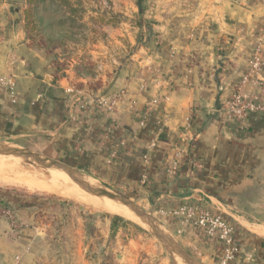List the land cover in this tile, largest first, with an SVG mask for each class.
<instances>
[{
  "label": "crops",
  "instance_id": "0c3cea01",
  "mask_svg": "<svg viewBox=\"0 0 264 264\" xmlns=\"http://www.w3.org/2000/svg\"><path fill=\"white\" fill-rule=\"evenodd\" d=\"M138 2L131 0L134 24L111 26L110 44L93 51V73L70 62L57 77L58 52L31 44L13 18L19 9L10 14L11 2L0 0V77L12 73L17 83L15 101L0 85V140L124 189L157 215L183 202L208 204L236 226L233 264H264V115L238 126L223 107L258 43L264 59V0ZM122 90L114 111L97 106ZM175 157L180 168L170 176ZM4 206L16 226L0 212V264H55L42 253L44 238L26 236L35 206ZM160 222L201 263H219L217 238L176 218Z\"/></svg>",
  "mask_w": 264,
  "mask_h": 264
},
{
  "label": "rangeland",
  "instance_id": "374dc122",
  "mask_svg": "<svg viewBox=\"0 0 264 264\" xmlns=\"http://www.w3.org/2000/svg\"><path fill=\"white\" fill-rule=\"evenodd\" d=\"M36 2L38 7L42 6L39 0ZM36 2L34 5H37ZM31 3L29 0L22 3L11 2L12 5L5 8V11L15 15V9L18 8L19 15L13 18L21 24L24 31L28 25L29 33L25 32L29 42L49 53L58 52L55 59L57 77L70 62L77 65L79 71L93 73L92 62H95L96 56L93 51L110 44L106 38L109 34L107 29L119 24L129 28L134 24L130 19L135 21L138 18V9L136 5H131V0H69V3L55 0V4L60 3V9L52 11V20H60L63 14H68L74 16L75 21L63 25L55 24L51 31H46L39 22H31L32 17L28 22L27 11L33 6ZM143 23L149 24L146 20ZM33 166L40 170L45 169L39 165ZM89 181L92 182L90 179ZM109 188L144 208L143 202L124 189ZM3 204L35 206V228L26 236L44 238L45 245L40 246L42 253L54 259L55 264H178L145 225H139L120 215L110 214L59 195L30 191L0 181V206ZM153 215L160 221L159 214ZM117 216L122 219H116ZM172 235L177 239V236Z\"/></svg>",
  "mask_w": 264,
  "mask_h": 264
},
{
  "label": "built area",
  "instance_id": "2783aa9c",
  "mask_svg": "<svg viewBox=\"0 0 264 264\" xmlns=\"http://www.w3.org/2000/svg\"><path fill=\"white\" fill-rule=\"evenodd\" d=\"M248 84L255 86L256 91L245 90ZM0 85L10 92L13 101H15L17 91L15 76L12 73L1 76ZM73 90L70 89L69 91L72 92ZM125 95L126 92L122 90L110 98L101 97L96 104L100 109L114 111ZM157 103L158 98L151 100L150 106L147 107V114L150 113L151 106ZM223 107L226 117L238 126H242L255 113L264 115V59L261 43L254 47L241 80L226 97ZM153 146L154 144L151 145V147ZM115 155L116 152H112L109 160H113ZM147 159L148 157L145 156L146 161H148ZM178 159L175 157L172 160V165L167 170L168 175L173 176L179 170L180 162ZM146 177L144 176V181L147 179ZM0 212L9 217L13 225L16 226V218L11 208L0 206ZM158 214L161 217L179 219L184 226H196L203 229L209 237L217 238L222 245V256L219 264H233L237 259L240 253V244L237 240L235 224L225 216L216 213L208 204L183 202L176 206L159 208Z\"/></svg>",
  "mask_w": 264,
  "mask_h": 264
},
{
  "label": "water",
  "instance_id": "95a60500",
  "mask_svg": "<svg viewBox=\"0 0 264 264\" xmlns=\"http://www.w3.org/2000/svg\"><path fill=\"white\" fill-rule=\"evenodd\" d=\"M7 1L15 3L24 2V0ZM0 155L18 157L25 164H35L68 174L87 192L99 197L112 199L120 205L125 206L130 212L140 218L145 223V228L162 243L164 248L174 257L178 264H181L179 259L185 264H203L179 243L151 211H146L129 197L111 190L109 186L104 183H99L84 172L46 155L6 141H0ZM89 179L92 180V182H90Z\"/></svg>",
  "mask_w": 264,
  "mask_h": 264
},
{
  "label": "bare ground",
  "instance_id": "6f19581e",
  "mask_svg": "<svg viewBox=\"0 0 264 264\" xmlns=\"http://www.w3.org/2000/svg\"><path fill=\"white\" fill-rule=\"evenodd\" d=\"M33 164L26 165L22 160L0 155V181L24 187L30 191H41L62 196L104 212L120 215L139 225L145 223L116 201L93 195L80 187L68 174L45 168L40 170ZM181 260V259H179ZM181 264H185L182 260Z\"/></svg>",
  "mask_w": 264,
  "mask_h": 264
},
{
  "label": "trees",
  "instance_id": "16d2710c",
  "mask_svg": "<svg viewBox=\"0 0 264 264\" xmlns=\"http://www.w3.org/2000/svg\"><path fill=\"white\" fill-rule=\"evenodd\" d=\"M33 3V6H31V8L27 11L28 13V17H29V21L30 22V17L33 18V20H31V22H39L40 24H42L45 27L46 31H49L51 28H53V26H55V24H59V25H63L65 23L71 22V21H75L74 20V16L68 15V14H63L62 18L60 20H56L53 21L52 18V11L54 9H60V3H54L55 0H39V2L41 3L42 6L38 7V4L36 2V0H29V2ZM34 1V2H33ZM65 3H69V0H62ZM143 0H139L138 2V6L140 8H143V4H142ZM36 2L37 5H34V3ZM38 2V3H39ZM31 3V4H32ZM52 30V29H51ZM50 30V31H51ZM25 31L27 33H29V29H28V25L27 28L25 29ZM116 219H122V217L117 216Z\"/></svg>",
  "mask_w": 264,
  "mask_h": 264
}]
</instances>
